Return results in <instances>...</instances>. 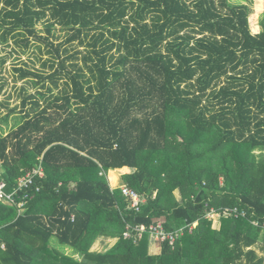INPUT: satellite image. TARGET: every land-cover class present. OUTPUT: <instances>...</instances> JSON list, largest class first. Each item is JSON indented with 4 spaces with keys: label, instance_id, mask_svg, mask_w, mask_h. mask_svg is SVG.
Here are the masks:
<instances>
[{
    "label": "trees",
    "instance_id": "trees-1",
    "mask_svg": "<svg viewBox=\"0 0 264 264\" xmlns=\"http://www.w3.org/2000/svg\"><path fill=\"white\" fill-rule=\"evenodd\" d=\"M252 4L0 0V95L11 82L19 100L0 104V180L10 192L44 170L21 210L22 192L0 201V264H264V13L253 33ZM34 51L38 67L22 59ZM124 166L137 211L107 178ZM157 221L196 225L157 253L146 230L122 237ZM99 237L114 242L89 250Z\"/></svg>",
    "mask_w": 264,
    "mask_h": 264
},
{
    "label": "built area",
    "instance_id": "built-area-1",
    "mask_svg": "<svg viewBox=\"0 0 264 264\" xmlns=\"http://www.w3.org/2000/svg\"><path fill=\"white\" fill-rule=\"evenodd\" d=\"M43 176L44 170L41 164H39L38 166L31 168L30 170L26 171L25 174L20 176L17 180V185L10 192H7L5 190V182L3 180H0V201L12 204L16 203L15 195H17L19 192H22L20 200L16 203L18 209L21 210L27 199H30L32 197L31 194L33 193V191L38 192L40 190L39 186L35 185V178ZM118 188L120 189L121 194H123L124 197L129 201V206L137 211L139 203L143 202L144 199L139 196L135 189L130 188L124 184L120 185ZM238 214L244 215V212L236 213L235 211L233 215L237 216ZM212 216H215V218H217L218 214L215 212H209L208 217L211 218ZM195 225L196 222L187 225V227H180L173 231H165L160 221L151 223L147 226V228L142 225H127L125 227V230L122 232V237L127 239H134L135 237H140L143 231L146 230L153 238L154 242L167 241L170 244H174L175 240L183 234L185 228H187L190 232Z\"/></svg>",
    "mask_w": 264,
    "mask_h": 264
},
{
    "label": "rangeland",
    "instance_id": "rangeland-1",
    "mask_svg": "<svg viewBox=\"0 0 264 264\" xmlns=\"http://www.w3.org/2000/svg\"><path fill=\"white\" fill-rule=\"evenodd\" d=\"M252 9H253V12L250 15L248 21H249V27H251L252 32L255 33L256 31H258V28H259V26H258L259 17L261 16L262 13H264V0H253ZM30 52L26 55H23L22 59L24 61H27L29 64H31V62H32L35 64L36 67H38L39 61H37V59L35 58V54H38V51H34L33 53H30ZM15 59H16V56L12 55L11 58L8 59V61L5 63V70L3 71L2 76L7 78L8 82L12 78L11 67H12L13 63H15L14 62ZM20 84H22V81L18 82L17 85L19 86ZM17 91L18 90L12 86V83L9 82V85L6 87L4 94L0 95V104L5 101V98L8 94L12 95V98L9 99L10 106L17 104L19 101L18 99L16 100V94H17L16 92ZM6 111H7L6 108H4V107L0 108V115L2 116ZM20 116H21V114H20ZM10 119L11 120H9V125L13 124L12 117H10ZM6 130H9V128L5 127V131ZM107 174H108V172H107ZM118 183H120V181ZM175 196L177 198L179 197L178 192H175ZM210 219L212 220V227L217 226V218H215V216H212ZM113 242H114V240L108 241L106 238L99 237L96 239V241H94L93 245L91 246V248L89 250H92V251L104 250V249H107L110 245H112ZM154 244H155V251L158 252L160 250L159 249L160 243L154 242ZM72 251L73 250L69 249V248L64 249V252L66 254H68V255L72 254V257L79 260L81 258V255H79L75 252H72Z\"/></svg>",
    "mask_w": 264,
    "mask_h": 264
},
{
    "label": "crops",
    "instance_id": "crops-1",
    "mask_svg": "<svg viewBox=\"0 0 264 264\" xmlns=\"http://www.w3.org/2000/svg\"><path fill=\"white\" fill-rule=\"evenodd\" d=\"M259 32V28H258V31H256L255 33ZM130 171V168L124 166V167H121V168H118V169H111L108 171V174H107V178H108V181H109V184L111 187H119L121 184V175L124 174V173H127ZM113 177L114 180L112 181L110 178ZM120 181V183H118ZM108 241L109 240H113V239H107ZM152 250L153 252L157 253L155 251V244H153L152 246Z\"/></svg>",
    "mask_w": 264,
    "mask_h": 264
}]
</instances>
